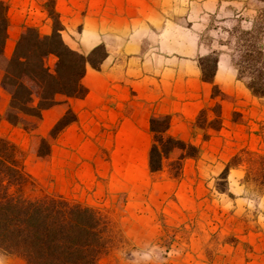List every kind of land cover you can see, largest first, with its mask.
<instances>
[{
  "label": "crops",
  "instance_id": "1",
  "mask_svg": "<svg viewBox=\"0 0 264 264\" xmlns=\"http://www.w3.org/2000/svg\"><path fill=\"white\" fill-rule=\"evenodd\" d=\"M5 1L10 22L7 57L26 27H36L44 35L52 32L47 0ZM258 2L262 1L55 0L64 42L85 55L103 44L107 56L99 70L88 66L84 98L58 95V103L45 110L41 119L29 120L37 121L46 132L67 110L74 112L77 121L56 138L63 153L72 150L71 165L93 159L103 162L96 153L107 149L113 152L115 165L119 160L125 167L142 166L152 143V115H171L170 135L206 144L195 125L200 111L218 102L227 116L228 106L212 96V84L203 81L199 60L217 52L214 83L227 95H234L241 86L250 92L237 78L226 42L235 24L252 28ZM3 75L0 69L1 116L10 100L2 86ZM21 130L5 119L0 122L1 137L14 139ZM203 132L212 133L209 128Z\"/></svg>",
  "mask_w": 264,
  "mask_h": 264
},
{
  "label": "rangeland",
  "instance_id": "2",
  "mask_svg": "<svg viewBox=\"0 0 264 264\" xmlns=\"http://www.w3.org/2000/svg\"><path fill=\"white\" fill-rule=\"evenodd\" d=\"M255 6L259 10L264 2ZM231 41L226 43L232 53ZM54 58L49 59L51 67ZM223 94L219 98L228 106L227 116L218 102L205 107L213 119L220 105L221 128L209 134L198 127L207 143H191L198 154L183 157L181 171L176 164L184 154L180 149L157 174L149 170L150 149L137 169L119 160L113 164V152L107 149L96 153L103 162L71 165L72 150L63 153L51 130L39 129L35 121L34 130H21L10 139L34 180L27 194H59L102 211L110 222V247L99 264H264V188L259 185L264 98L253 97L242 86L234 95ZM42 139L50 148L43 157L38 155ZM235 156L239 165L230 169L227 180L221 178ZM0 264L25 262L0 252Z\"/></svg>",
  "mask_w": 264,
  "mask_h": 264
},
{
  "label": "trees",
  "instance_id": "3",
  "mask_svg": "<svg viewBox=\"0 0 264 264\" xmlns=\"http://www.w3.org/2000/svg\"><path fill=\"white\" fill-rule=\"evenodd\" d=\"M45 7L53 22L52 32L44 35L36 27H26L12 55L7 57L4 50L10 24L8 4L0 1V69L4 72L2 86L10 94L0 122L5 119L26 131L37 127L29 118L41 119L45 110L58 103V95L84 98L88 94L83 85L88 66L99 70L107 56L103 44L95 46L87 55L70 48L61 35L63 25L55 0H47ZM230 35L231 58L238 80L253 96L264 98V7L258 10L251 29H244L239 23L231 28ZM51 57H55L53 67L49 65ZM218 60V53H213L200 58L199 64L203 81L212 84V96L224 97L214 83ZM214 113L215 118L210 119L208 108H203L195 125L201 129H220V105L215 106ZM75 121L74 112L67 110L52 127L51 136L57 137ZM171 123L172 117L168 114L150 117L152 145L148 166L152 174L163 170L164 161L176 149L184 153L176 161L179 171L183 157L198 154L194 145L169 134ZM49 154L48 143L42 139L38 155ZM236 158L226 165L221 178L227 180L230 169L239 165ZM260 158L259 185L264 188V156ZM30 185H34V180L25 169L20 148L0 136V252L20 258L25 264H99L110 247L108 217L97 208L63 195L44 192L31 196L26 192Z\"/></svg>",
  "mask_w": 264,
  "mask_h": 264
}]
</instances>
